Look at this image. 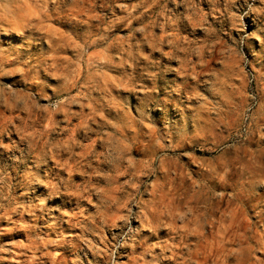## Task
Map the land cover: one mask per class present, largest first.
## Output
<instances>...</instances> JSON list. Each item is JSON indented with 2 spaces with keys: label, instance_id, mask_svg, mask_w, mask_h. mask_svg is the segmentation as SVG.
<instances>
[{
  "label": "clouds",
  "instance_id": "obj_1",
  "mask_svg": "<svg viewBox=\"0 0 264 264\" xmlns=\"http://www.w3.org/2000/svg\"><path fill=\"white\" fill-rule=\"evenodd\" d=\"M95 3L0 0V261L264 264V0Z\"/></svg>",
  "mask_w": 264,
  "mask_h": 264
},
{
  "label": "rangeland",
  "instance_id": "obj_2",
  "mask_svg": "<svg viewBox=\"0 0 264 264\" xmlns=\"http://www.w3.org/2000/svg\"><path fill=\"white\" fill-rule=\"evenodd\" d=\"M128 2H132V0H128ZM103 3V0H96L95 3V10L98 12H103L105 15H110V10L108 8H101L100 4ZM30 10V9H29ZM73 123H75V121H73ZM16 238H23V237H16V236H5V237H0V244H5V243H10V241L12 239H16ZM0 255H8L7 253L4 254H0ZM0 264H9V261L7 260H2L0 261Z\"/></svg>",
  "mask_w": 264,
  "mask_h": 264
}]
</instances>
